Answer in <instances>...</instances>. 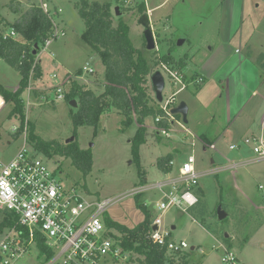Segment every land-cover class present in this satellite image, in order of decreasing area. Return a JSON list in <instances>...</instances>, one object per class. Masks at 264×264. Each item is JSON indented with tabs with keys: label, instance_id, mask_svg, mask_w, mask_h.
I'll list each match as a JSON object with an SVG mask.
<instances>
[{
	"label": "rangeland",
	"instance_id": "rangeland-1",
	"mask_svg": "<svg viewBox=\"0 0 264 264\" xmlns=\"http://www.w3.org/2000/svg\"><path fill=\"white\" fill-rule=\"evenodd\" d=\"M13 1L16 2V0H0V14L7 16L11 21L18 16L10 8ZM26 1L29 3L34 1V5L38 6L42 3V0ZM44 1L49 4L52 15L57 21L60 29L65 32L63 36L54 40L49 47V51L51 52L52 50L54 59H56L60 65L59 69H56L62 74L61 77H70V79H65L66 93L71 89L74 77L78 76V69L90 67L93 70L92 72L80 69L86 76L84 75L83 79H79L77 82L83 85L85 90L91 89L96 95H100L105 89V66L100 55L82 37L86 25L80 15L78 5H81L83 0ZM88 1L111 2L113 5V24L116 25L120 17H122L126 23H129L130 37L134 45L143 50L149 63L153 64L151 71L155 70L153 73L161 71L164 75L166 82V87L164 89L165 98L181 87V84L174 83L175 79L160 65L157 54L162 53V56L166 55L165 53L169 49L165 39L172 35L171 37L177 38L173 39V42L176 41L177 45L178 40L182 39L179 36L184 34V32H182L183 27L185 28V32H188L189 35H193L198 39L207 37L215 41L216 37L219 39L224 33L229 31L231 16L234 14L236 17V12H238V9L232 6L234 3L233 0H210L207 3L204 0H186L185 4L179 3L178 6L174 5L176 0H170V3L166 7L161 10H156L155 13L153 12L152 20L154 19V21H156V16L158 17L170 11L175 14L173 17L176 23H173L171 30H159L157 28L158 30L155 32V35L158 46L155 49L148 50L143 35L145 29L141 19L144 15L143 11L132 8L131 10H124V12H120L119 10V15H117L115 7L118 1L120 3L118 6H124V0ZM154 1L162 2L164 0ZM147 3L149 7H152L154 2L151 4L150 0H147ZM132 5L133 4L124 7H134ZM245 5L243 16L246 15L261 19L257 32L260 33L264 41V1L245 0ZM31 7H20L17 11L20 16H18L17 19H21ZM58 8H61L62 11L57 12ZM249 9H251L252 12H250ZM2 26L5 27L3 24ZM204 48L208 50L209 46L205 45ZM43 58L48 61L47 56ZM175 65L178 64L175 63ZM151 75H149L147 90L148 93L155 98L154 89L150 80ZM20 80L21 75L19 71L0 57V82L6 88L16 91L18 89L16 86L19 85ZM48 84L49 82L47 80L44 83L40 81L36 82V86L40 87L38 91L43 92L41 94L45 95V98L44 100L35 99L37 104L30 107L29 122L33 123L36 135H39L41 138L46 140L55 139L61 144H67L74 139L72 115L76 113L79 108V100L74 99L76 100V106L72 105L71 102H67L66 96L61 101H53L52 90H41V87ZM196 94V92L186 90L177 95L179 103L185 102L189 105V117H191V119L194 118L193 111L197 104L196 100H198ZM11 107L12 106L7 102L4 112L0 114V124L3 125L2 131L4 132L3 137L0 139V150L7 160L13 157L24 144V139L22 137L19 136V138L12 139L11 136L6 135L9 133V127L13 123H16V121L10 120L11 118L8 117ZM197 111L200 115L203 114L201 110ZM194 116L199 118V116L195 114V111ZM122 120L123 115L117 109H113L112 111L105 112L104 115L101 116L98 127L81 126L78 128L80 146L91 150L93 154V167L91 172L86 176L72 164L70 158L61 156V154L49 157L37 151L36 155L42 158L47 165L54 170L55 174L65 186H74L81 189L80 191L84 196L91 200L112 199L113 202L107 208L104 215L109 216V218L120 224L133 227L144 220L145 214L138 207L139 204H145L147 209L149 211L151 210L150 214L152 212V218L162 214L166 223L165 226L171 230L173 238L176 240L185 239L189 243V264H226L222 261L224 250L218 247L219 244L225 240L231 243L233 247L230 245L229 248L238 253L242 264H264V245H259V243H257L242 248L244 245V238L250 233L249 227H258L264 217V210H261V212L253 211L247 218V220L253 219L249 224L245 219L246 216L242 215L244 212L245 214L247 213V206L243 209L240 207L237 208L236 205L238 209L236 210L238 213L235 211L236 216H240L239 219L241 223L239 221L233 223L231 222L233 219V214L230 210L231 206L224 203L222 208L229 215L224 219H220L218 216V207L221 205V200L218 193V177L209 175L201 177L200 184L205 191V195H203L204 199L202 198L201 203L190 211V214H192L194 218L185 215L186 217L182 219L181 223L176 222L177 228L172 229L171 220L176 216H180L178 208H172L166 212H162L157 206V203L160 202L163 197L162 190L159 187H154L145 191L147 184H153L165 178L163 173L157 168L156 162L158 156L163 155L169 150V140L167 141V139L163 138L165 136L160 138V140L156 138L157 134L153 128H151L153 124V115L149 116L145 122L148 126H146V142L141 145L139 150V154L141 155L139 165L133 158L131 142L140 125L134 120L132 125L125 128L121 123ZM183 137L184 136H181V134H175L172 139L181 150L180 152L172 150L174 152V169L176 171L174 172L177 173V175L179 166L182 165L192 153L195 155L196 168L199 171L210 166L212 157L218 160L217 152L209 147L207 150H204L200 140H197V144L193 147L194 150H192L189 143L184 139L182 140ZM8 138L12 139L10 145L6 143ZM188 138L191 137L188 136ZM27 146L29 149L33 147L29 141ZM222 146V152L228 156L231 154L232 150L238 149L237 147L230 151L228 149V144ZM144 168L150 172L147 176V172H145ZM145 176L147 181L145 180ZM138 190H141V194H139L140 192L138 193ZM137 194L139 195L137 196ZM250 207H252V205ZM233 227L236 229H233ZM112 231L116 234L118 233L115 229ZM227 233L230 234L228 238H226ZM260 233L264 237V228ZM193 246H195V249H192ZM37 250L38 248L36 246L31 247V250L20 258L16 264H45L43 257H39ZM139 257L141 256L129 252L128 260L125 264H137V259Z\"/></svg>",
	"mask_w": 264,
	"mask_h": 264
},
{
	"label": "built area",
	"instance_id": "built-area-1",
	"mask_svg": "<svg viewBox=\"0 0 264 264\" xmlns=\"http://www.w3.org/2000/svg\"><path fill=\"white\" fill-rule=\"evenodd\" d=\"M142 1L147 3V0H124V6L131 4L135 6ZM40 7L49 14L53 25L50 35L38 49L39 52L36 51L29 83L25 88L28 94L40 89L36 86L38 77H35V69L40 65L41 54L48 52L54 40L65 33L54 19L49 4L42 2ZM61 11V8L57 9V12ZM146 13L149 16L156 40L152 9L147 8ZM18 36L13 27L8 30L0 27V38L17 40ZM48 54L50 53L48 52ZM157 56L161 67L170 73L175 79L174 83L181 84V87L167 98L163 91L162 101L157 102L155 97L158 111L153 116L151 128L157 135L165 136L164 138L167 139H173L175 134H181L184 136L182 140H186L192 150H194L193 147L197 144V140L201 141L203 147L214 149L215 144L205 141L188 127L182 114L174 112V108L179 105L177 95L189 85L202 83L203 79L185 78L181 71L175 69L173 63L165 62L159 53ZM83 70L93 71L90 67H85ZM154 71H151V74ZM66 78L70 79L69 76ZM66 78L59 76L58 73H53L48 80L49 84L41 87V90H52V100L61 101L67 94ZM79 79H83L82 74L74 77V80ZM44 98L45 96L42 99L44 100ZM25 99V111L36 104L30 97L25 96ZM6 106L7 101L0 94V114L4 112ZM10 120H14L16 123L9 127V135L12 139L22 137L24 144L8 160L0 150V209L13 213L17 218V225L21 229L13 227L0 233L2 236L0 237V264H16L31 250V247H37L38 235H41L47 247L53 251L52 258L45 264H115L118 261L127 260L130 251H125L119 244L120 240L111 234L118 237L121 235L113 232L114 229L108 228L104 222V214L112 204V199L91 200L84 196L81 189L65 186L54 170L36 155L37 150L34 147L28 148V118L25 116V120L22 122L20 116L15 115ZM2 126L0 124V139L4 134ZM144 126L146 128L147 125L144 123ZM244 142L251 144L253 139L246 138ZM230 148L236 149L237 145H231ZM253 149L256 157L264 160V140L260 139ZM178 175L179 178L173 181L175 183L174 191H163V186L160 188L163 191V197L159 202V210L162 212L172 208L187 212L199 202L193 189L198 186L201 173L196 168V159L193 153L179 166ZM261 188L263 187L261 186ZM154 225L158 226L156 230L153 229ZM147 238L154 244L166 246L169 255L176 261H179V257L188 252L190 247L185 239L176 240L171 237V230L163 225L162 214L151 220V230L147 234ZM222 261L226 264H239L236 252L226 246Z\"/></svg>",
	"mask_w": 264,
	"mask_h": 264
},
{
	"label": "crops",
	"instance_id": "crops-1",
	"mask_svg": "<svg viewBox=\"0 0 264 264\" xmlns=\"http://www.w3.org/2000/svg\"><path fill=\"white\" fill-rule=\"evenodd\" d=\"M204 1L207 3L210 0ZM42 2L46 1L42 0ZM150 2L151 4L154 2L153 6L150 5L152 7H149L147 3H144L146 10L147 8L152 9L153 16V12L155 13L156 10H161L162 8L166 7L170 3V0H164L162 2L150 0ZM233 2L234 3L232 6L238 9V12H236V17L234 14L231 16L229 31L224 33L222 37L219 39L216 37L215 41L208 39L207 37L204 39H198L193 35H189L188 32H185V28L182 27L184 36H179L182 39L178 40V42L180 40H182V42H180V44L177 43L176 45V41L173 42V39L177 38L171 37L172 35L167 37L165 41L167 42L169 49L165 54H170L173 56V59L170 61V63H173L176 67L175 69L181 71L185 78L203 79L202 83L189 85L185 90H183L196 92V96L198 97L194 111L195 114L199 116V118L194 116L193 111L194 118L191 119V117H189L190 109L188 108L187 125L189 124V128L204 138L205 141L215 144V148L212 150H215L218 154V160H215L212 157L210 166L200 171V179L205 175L219 178L220 181L218 180V193L221 200V206H223L224 203L230 205V210L233 214V219L231 222L234 223L235 221H239L241 223L239 219L240 216H236V210H238V207L244 209L247 206L249 214L248 210L246 214L245 212L242 214L246 216V220L253 211L261 212V210H264V160L257 158L253 152V147L256 145V143H258L260 139L264 140V41L262 40L260 33L257 32V28L261 22V19L246 15L243 16L245 0H233ZM179 3L185 4L186 0H176L174 5L178 6ZM24 6L26 8H30L31 6H34V1L29 3L26 0H16V2H12L10 8L15 12V14L20 16L19 12L17 11L20 9V7L25 8ZM257 6L259 7L258 4ZM249 10L252 12L251 9ZM174 15L175 14L168 11L158 17L156 16L157 20L154 21L153 19L155 31L158 29L171 30L173 23H176L174 21ZM18 16L13 21H11V19L7 16L0 14V27L6 30L12 28L15 20H18ZM2 24L5 27H3ZM18 40L22 41L20 36L17 37V41ZM205 45L209 46L208 50L204 48ZM170 49H173V51L170 52ZM48 52L50 54H48ZM48 52H44L40 56L41 75L37 78V81L42 83H44L46 80L48 81L53 73H58L59 76H62V74L57 70L59 69L60 65L56 59H54V53L52 50L51 52ZM34 54L36 55V53ZM44 56L48 57V61L43 58ZM175 63L178 65H175ZM81 74L82 77L84 75L86 76L84 72H81ZM19 85L16 87L19 88ZM41 93L43 92L34 90L28 94V92L24 90L22 97L25 101V96L30 97V99L36 103L35 99L43 100L42 98L45 95H42ZM197 110H201L203 114L200 115ZM30 111V107L28 110H24L28 121L30 120ZM6 135L8 136L9 133ZM156 138L160 140L162 137L157 135ZM246 138L253 139V143L251 142V144H245L244 141ZM11 140L12 139L8 138L6 143L10 145L12 143ZM167 141L169 142V150L163 155L158 156L157 160L159 157L171 153L173 155V170L170 173H163L157 167L163 173L165 178L156 183L147 184L145 191L154 187L161 188L162 186L163 191H174L175 183L173 181L177 180L179 175L175 173L174 152L172 150L176 152H180L181 150L179 146H176V143L172 139H167ZM227 144L230 151L231 145H237L238 147L237 150H232L229 156L222 152V145ZM203 149L207 150L205 147H203ZM144 170L147 172V176L150 172H148L145 168ZM146 176L145 180L147 181ZM200 179L198 186L194 187L193 189V192L199 198V202L204 197L203 195H205V191L200 184ZM261 186L263 188H261ZM139 194H141V192ZM198 203L195 205V207L198 205ZM250 203L252 207H250ZM157 206L159 209V202L157 203ZM178 210L180 216H176L179 215L176 214V217L171 220L172 229L177 228V223H181L182 219L186 217L185 215L192 216L189 210L187 212H184L180 209ZM228 215L229 214L227 213V216ZM163 218L164 217H162V219ZM153 219L154 218H152L151 212V220ZM251 220L253 219L247 220V223L250 224ZM165 224L166 223L163 219V225L167 228ZM255 227H249L250 233L244 238V245L242 248L244 246L257 243H259V245H264V237L260 233L264 228V217L262 218V221L258 227ZM233 229L236 228L233 227ZM229 236L230 234L227 233L226 238ZM171 237H173L172 232ZM230 245L231 243H228L227 240H225L222 241L218 247H221L224 250L225 246H228L229 248ZM194 247L195 246H193L192 249ZM231 247L233 246L231 245ZM236 254L238 256V253ZM127 260L118 261L117 264H125ZM238 261L239 264H242L239 256ZM137 264H139L138 261Z\"/></svg>",
	"mask_w": 264,
	"mask_h": 264
},
{
	"label": "trees",
	"instance_id": "trees-1",
	"mask_svg": "<svg viewBox=\"0 0 264 264\" xmlns=\"http://www.w3.org/2000/svg\"><path fill=\"white\" fill-rule=\"evenodd\" d=\"M119 4L118 1L117 5ZM112 6L111 2H90L88 0H83L82 4L78 5L80 15L86 25L82 37L100 55L105 66L106 83L104 91L100 95H96L91 89L85 90L77 80L72 82V87L66 94V101L79 100V108L72 115L74 139L67 144H61L55 139H43L36 135L33 123L29 122V142L37 151L49 157L61 154V156L70 158L72 164L81 170L84 176L91 172L94 161L91 150L80 146L79 127H98L101 116L113 109H117L123 115L121 123L125 128H128L136 120L140 126L132 139L131 147L133 158L140 165L139 150L141 145L146 142L144 123L146 118L154 116L158 111L155 105L156 99L147 90L153 64L149 63L143 50L134 45L130 37L129 24L122 17L116 25L113 24ZM132 8L146 11L145 3L142 1L134 7L120 5V12ZM52 25L49 14L40 6L34 5L21 19L13 23V27L22 41L13 38H0V57L16 68L21 75L20 85L16 91L8 90L0 82V93L12 106L9 118L19 115L22 122L25 120L22 95L28 86L30 72L36 59L34 47L37 44L40 49L45 39L50 35ZM172 51L173 49H170V52ZM172 59L173 56L170 54L163 55V60L167 63H170ZM35 70V77H39L41 75L40 65ZM81 72L79 70L78 74ZM172 160L171 153L159 157L157 167L163 173H170L173 170ZM201 201L202 199L198 205ZM138 207L145 214V219L133 228L104 215L106 226L115 229L121 235L118 237L111 234L120 240V246L125 251L140 255L141 257L137 259L139 264H189L190 254L188 252L182 254L179 261H176L169 255L166 246L154 244L147 238V234L151 230V214L145 204H139ZM194 208L195 206L191 207L189 211ZM13 227L21 229L17 225L15 215L0 209V233ZM37 248L39 257H43L45 262L52 258L53 251L47 247L41 235L37 236Z\"/></svg>",
	"mask_w": 264,
	"mask_h": 264
},
{
	"label": "water",
	"instance_id": "water-1",
	"mask_svg": "<svg viewBox=\"0 0 264 264\" xmlns=\"http://www.w3.org/2000/svg\"><path fill=\"white\" fill-rule=\"evenodd\" d=\"M119 10H120V6L117 5L115 7V11H116L117 15H119ZM141 19H142V21L144 23V27H145V29L143 31V35H144L145 40H146V47L148 50L155 49L156 48V40L154 37L153 29H152L151 24H150L149 16L147 15V13H145ZM180 42H182V40H180L178 43L180 44ZM37 49H38V45L36 44L34 53H36ZM150 80H151V83H152V86L154 89L156 99L158 101H162L163 91H164V88L166 86L164 75L162 74L161 71H156L155 73H153L151 75ZM71 104L76 106V100H74V99L71 100ZM174 112L182 114L185 123L188 122V105L185 102L179 103V105L174 108ZM218 216L220 219H224L227 216V213L224 211V209L222 208L221 205L218 207ZM157 228H158L157 225L153 226L154 230H156Z\"/></svg>",
	"mask_w": 264,
	"mask_h": 264
},
{
	"label": "clouds",
	"instance_id": "clouds-1",
	"mask_svg": "<svg viewBox=\"0 0 264 264\" xmlns=\"http://www.w3.org/2000/svg\"><path fill=\"white\" fill-rule=\"evenodd\" d=\"M147 11V10H146ZM146 12H144V14H145Z\"/></svg>",
	"mask_w": 264,
	"mask_h": 264
}]
</instances>
